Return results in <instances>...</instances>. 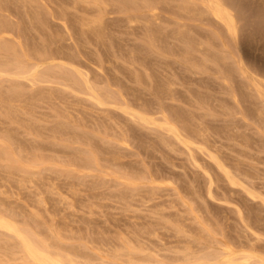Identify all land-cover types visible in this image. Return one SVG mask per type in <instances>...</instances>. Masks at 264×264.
Listing matches in <instances>:
<instances>
[{"label":"bare ground","instance_id":"6f19581e","mask_svg":"<svg viewBox=\"0 0 264 264\" xmlns=\"http://www.w3.org/2000/svg\"><path fill=\"white\" fill-rule=\"evenodd\" d=\"M42 1L0 0V264H264V249L258 247L262 233L250 225L251 216L246 211L249 217L244 215L242 205L233 206L238 216L235 220L241 225H236L238 231L232 236V229L203 213L198 201L203 195L205 199L217 198L214 189L220 177L212 166L227 184L241 190V173L248 172L239 168L242 160L236 157L242 177L236 178L226 163L233 157L229 161L224 152L225 162L220 150L219 154L211 150L213 127L216 130L222 125L215 127L209 121L218 110L220 115L239 114L240 123L246 126L247 116H252L257 128L264 131V0H68L73 10L68 13L78 32L74 34L95 47L89 56L96 54L92 60L96 64L90 68L85 60L83 67L73 44L72 50L63 47L49 32L46 14L50 6ZM9 3L25 8L28 26L20 27L3 11L9 9ZM169 4L180 16L170 29L159 14V8ZM79 8L82 14H78ZM110 11L123 13L129 28L138 25L143 29L139 47L132 43L126 54V48L117 52L105 17ZM60 15L64 18L61 27L72 38L65 13ZM185 19L207 20L209 24L195 29ZM27 29L37 38L28 35ZM83 43L80 46L84 47ZM98 45L107 49L106 59ZM252 50L260 53L254 55ZM250 51L253 62L246 59ZM149 56L159 60L160 56L175 57L195 74L216 71L223 85L220 89L229 95V101L215 97L216 104L201 97L191 107L183 102L188 107L184 108L178 103L181 97L175 95L178 82L174 72L171 76L159 70ZM110 59L113 63L108 61L109 65L121 62L125 67L120 63V68L129 70L126 74L136 87L154 91L159 97L157 104L140 100L135 89L130 92L129 85L125 86L121 76L122 81L119 79L122 73L107 77L104 63ZM200 92L202 96L204 92ZM228 117L224 118L229 121ZM237 123L230 127L232 134L247 147L253 139L240 132ZM133 126L153 134L167 151L185 153L187 163L203 173L205 193L194 188L199 183H193L187 196L168 174L151 170L144 159H125L126 152L134 154L133 145L142 136L136 135L138 128L134 131ZM233 141L231 153L236 145L241 151L242 141ZM246 153L251 154L250 150ZM246 153L241 157L244 160ZM238 154L234 155L240 157ZM247 175L251 177L249 172ZM12 187L18 191H10ZM8 190L14 192L13 199ZM21 190L27 192L25 200ZM252 190L245 192L264 204V195ZM106 207L116 211H106ZM93 214L106 218L99 220Z\"/></svg>","mask_w":264,"mask_h":264},{"label":"rangeland","instance_id":"374dc122","mask_svg":"<svg viewBox=\"0 0 264 264\" xmlns=\"http://www.w3.org/2000/svg\"><path fill=\"white\" fill-rule=\"evenodd\" d=\"M42 1V0H41ZM42 2H44L46 5H47V7H48V5L50 6V7H48V11L49 12H47V14H46V17H48L47 18V20H48V22H49V32L58 40V42H59V44H61L62 43V45H63V47H66V48H69L70 49V46L72 45L73 47H71V48H73V51L76 53V55H77V58L80 60V62H82V64L85 62L86 64H88L87 65V67L88 68H90V65H92V67H94L95 66V62H93V61H95V56H96V54H94L93 55V57L91 58L90 56H91V54H93V52H92V50H94L95 49V47L93 48V43H89V46H88V43L86 44V42H84L83 40H79V39H81L80 37H78V36H76V35H78V32H75V31H77V29H76V27H75V25H74V23H73V20H72V17H71V15L72 14H69L68 12L70 11V12H73V10L71 9L72 8V6H71V4H69V2H68V0L67 1H65V0H48V2H47V0H43ZM50 3V4H49ZM60 4V5H59ZM65 4V5H64ZM62 5V6H61ZM66 6V7H65ZM67 6H69V7H67ZM171 6L173 7V9L175 8L174 6H173V4L171 5V4H169L168 6L167 5H164V6H162V7H164V8H159V14L161 15V16H163V17H165L166 19L168 18V20H166V19H164L163 17V19H161L162 21H163V24L165 25V23H166V25H168L167 27H168V29H170L171 27H173V25H175L174 24V20H176V17H177V19H179L180 18V16L178 17L177 15H179L178 13H177V15H176V12H177V10H176V8H175V10H174V12H173V9L171 8ZM63 7H65V8H63ZM8 10H3L5 13H7L11 18H12V20L16 23L17 22V25L19 24V26L20 27H23V26H28V17H27V15L25 14L26 13V11H24V7H22L21 6V4H19V3H9V5H8ZM69 10H68V9ZM62 9V10H61ZM80 9V8H79ZM79 9H77V11L79 10ZM170 9H172L171 11H169ZM21 10V11H20ZM23 10V11H22ZM64 10V11H63ZM66 10V11H65ZM68 10V11H67ZM61 11L62 12H64L65 13V20H66V22H67V24H69L68 26H69V28H70V31L72 32V38H69V37H67L68 35L65 33V30L63 29V27H61V23H62V19L64 20V18H62V15H60V13H61ZM164 11H166V12H164ZM172 12H173V14H172ZM83 13V10L82 9H80V11H78V14H82ZM51 14H53V16L51 15ZM172 14V15H171ZM175 14V15H174ZM48 15V16H47ZM25 17V18H24ZM70 17H71V19H70ZM106 20L108 21H106L109 25L108 26H110L109 27V29H110V31H112L111 33L113 34L112 35V37H113V42H114V46H115V48L116 49H118V51L117 52H119V50L120 51H122V49L124 50L125 48V50H126V52H125V50H124V52H123V54L125 53H127L128 52V50H130L134 45V47H139L140 46V43H141V41L139 40V38L141 39L142 37H143V29L141 28V27H139L138 25L137 26H134L133 28H129V24L126 22V20L123 18V13H121V12H118V11H110V12H108L107 14H106ZM175 17V18H174ZM170 18V19H169ZM166 20V22H164ZM185 20H187V21H189L190 23H192L193 25H194V27H195V29H199V27L200 28H207L208 27V21L207 20H203L202 22H195V21H193V20H188V19H185ZM24 21H25V23H26V25H25V23H24ZM168 21V22H167ZM169 21H170V23H169ZM174 21V22H173ZM204 22V23H203ZM167 23H169V24H167ZM207 23V24H206ZM60 24V25H59ZM115 25V26H114ZM127 25H128V27H127ZM202 26V27H201ZM135 27H137L136 29H135ZM126 28V29H125ZM141 28V29H140ZM51 29V30H50ZM133 29V30H132ZM119 30V31H118ZM122 30V31H121ZM130 30V31H129ZM134 30L136 31V32H134ZM26 31H28V35H30L31 33V35H34L36 38H37V34L36 33H34L33 32V30H26ZM30 31V32H29ZM124 31V32H123ZM137 31H139L138 33H139V35H138V33H137ZM55 32H56V34H55ZM66 34H64V33ZM117 32H118V36L119 37H122V39L121 38H118V36H117ZM127 32V33H126ZM132 32H133V34H132ZM141 32H142V34H141ZM74 33H76V35L74 34ZM137 35V37H135V34ZM60 34V35H59ZM57 35V36H56ZM142 35V36H141ZM61 36V37H60ZM65 36V37H64ZM75 36H76V38H75ZM141 36V37H140ZM68 39H67V38ZM64 40H63V39ZM118 38V39H117ZM123 39H125V40H123ZM75 40V41H74ZM80 42V44H79V42ZM120 42H119V41ZM135 40V41H134ZM140 41V42H138V41ZM73 41V42H72ZM78 42V43H75V42ZM117 41H118V43H117ZM124 41L126 42V43H124ZM58 42H57V44H58ZM69 42V43H68ZM85 43V45H84V47L83 46H80L82 43ZM131 42V43H130ZM83 43V44H84ZM121 43V44H120ZM134 45H133V44ZM136 43V44H135ZM139 43V44H138ZM126 44V45H125ZM56 45V43L54 44V46ZM75 45V46H74ZM86 45H87V47H86ZM137 45V46H136ZM53 45H52V47H54ZM91 46H92V49H91ZM120 46V47H119ZM123 48H122V47ZM76 47H78L79 49H82L81 50V52H80V50L78 49V48H76ZM87 49H86V48ZM65 48V49H66ZM75 48V49H74ZM97 48H98V51H100V53L103 55V57H105V59H106V56L108 55V51H107V49H105V47L103 46H100V45H98L97 46ZM128 48V49H127ZM90 50V53L88 52L89 50ZM70 50H72V49H70ZM86 50H88V51H86ZM83 51H85V52H87V53H89V54H87V53H85V52H83ZM95 51V50H94ZM105 51V52H104ZM253 51V50H252ZM104 52V53H103ZM260 53V51L258 50V51H255V53H254V51H253V53L252 54H254V55H257V53ZM95 53V52H94ZM105 54V55H104ZM251 54V51H250V53L249 54H247L246 55V59L248 60V62H253L252 61V57L251 56H253L252 54ZM90 55V56H89ZM89 56V57H88ZM83 58H85V59H83ZM149 58H152V62H154L155 61V63L157 64L156 65V67L159 69V70H164V72H169L168 74L169 75H171L172 74V72H174L173 73V77L174 78H176L177 79V82H178V86H177V88H176V92H178V93H176L175 92V95H176V97H177V99H179V97L178 96H180L181 97V99H179V100H181L182 102L180 103V102H178L180 105L181 104H183V105H181V106H183L184 108H186L187 107V105L189 104L190 106H188V107H191L192 106V104L191 103H194L195 101H197L198 99H200L201 97L202 98H205V97H209V99H211V100H213V101H215L214 99H215V97L217 98V100H219V101H223V99H224V101L226 100V102H228L229 101V95L227 94H225L226 92H224L223 90H221V89H223L222 87H223V85L222 84H220L219 82H221V80H220V78L217 76L218 75V73L215 71V72H212V71H214V70H210V71H206V72H199V73H192V72H190V71H188L187 69H186V67H185V65L183 64V63H181V62H179L178 60H176L175 59V57H172V56H160V60L156 57V58H154L153 56H149ZM165 58H166V60H170L171 59V61H169V62H167L166 60H165ZM94 59V60H93ZM85 60V61H84ZM93 60V61H92ZM84 61V62H83ZM111 62V63H113V61H112V59H110V60H107V61H105V63H104V71H105V73H107L106 75H107V77L109 76V78L111 77V78H113V77H115V75L116 76H118L119 75V73H122V74H120L119 75V79H120V81H124V82H126L125 84V86L127 87L128 85H129V87H130V92H132V90H134V92L135 91H137V92H135L137 95L136 96H140V100H145V101H147V103L149 104V105H153V106H155L157 103H155V102H157L158 100H159V97L157 96V94L154 92V91H150V89H147L146 87H144V86H139V88L138 87H136V84L131 80V77H130V75L128 74L129 73V70H127V68H125L126 69V71L125 70H123V69H121V68H124L125 66H123V64L121 63H116L115 64V62L116 61H114V64L116 65V66H118V68L120 69V70H122V71H120V70H118V68L114 65V64H110L109 65V63H107V62ZM120 61V60H119ZM165 61V62H164ZM83 64V67L84 66H86V64ZM174 63V64H173ZM177 63L179 64V65H177ZM121 65V68H120V65ZM166 64H168V65H166ZM113 65H114V68H113ZM166 66V67H164V66ZM163 66V67H162ZM179 66V67H178ZM184 68H183V67ZM162 67V68H161ZM182 67V68H181ZM179 68H181V70L179 69ZM169 69H171L172 71H170ZM184 73H183V72ZM126 72H128L127 74H126ZM178 74V75H175V74ZM207 73V74H206ZM175 75V76H174ZM210 75V76H209ZM120 76H121V78H122V80H121V78H120ZM124 76H126V77H124ZM172 76V75H171ZM129 77V78H128ZM125 78H127L128 80H126L125 81ZM216 78V79H215ZM179 80V81H178ZM217 80H219V81H217ZM238 80V79H237ZM128 82V83H127ZM123 83V82H122ZM219 83V84H218ZM124 84V83H123ZM128 84V85H127ZM134 84V85H133ZM181 85V86H180ZM138 86V85H137ZM175 87H176V85H175ZM218 87V88H217ZM133 88V89H132ZM186 88V89H185ZM197 88V89H196ZM221 88V89H220ZM138 89V90H137ZM142 91H140V90ZM199 89H200V91H202V94H203V92H204V94L201 96V92L199 91ZM218 89H220L221 91H223L224 93H219V91L220 90H218ZM182 90V91H181ZM186 90V91H185ZM139 91V92H138ZM220 91V92H221ZM182 94H181V93ZM133 93V92H132ZM135 93H134V95H135ZM145 93V94H144ZM148 93V94H147ZM189 93V94H188ZM199 93H200V95H199ZM212 94V96H211V98H210V95L209 94ZM179 94V95H178ZM183 94L186 96H184L183 97ZM195 95H197V96H195ZM205 95V96H204ZM213 95H214V97H213ZM151 96V97H150ZM192 96V100H191V97ZM222 96V97H221ZM225 96H227V97H225ZM144 99H143V98ZM219 97L220 98H222L221 100L219 99ZM156 98V99H155ZM190 99L189 101H185V99ZM156 101H155V100ZM193 99H194V101H193ZM227 99H228V101H227ZM152 101V103L150 102V101ZM178 100V101H179ZM191 101V102H190ZM221 101V102H222ZM183 102H187L186 104L187 105H185V103H183ZM216 102V104L217 103H219L218 101H215ZM151 103V104H150ZM155 103V104H154ZM214 103V102H213ZM185 105V106H184ZM187 107V108H188ZM194 109V108H193ZM195 111H196V109H194ZM219 112H217V114H216V116L215 117H213L212 119H210L211 121H209V123H211V124H213L214 123V125L213 126H218V125H222V126H220V128H221V131L219 130L220 128L219 127H217V129L215 130V128L213 127V131L215 132V136H217V137H215L214 136V138L212 137L214 134H213V132H212V129H211V132H212V135H211V137L213 138V140L211 139V137H210V139H211V141H212V143H214L213 144V146H215V149H214V147L212 146V148H211V150H214V152L213 153H218V150H220L219 152H220V155H222V154H224V155H222V157H223V159L225 160V162L227 161V158H228V160L230 161V158H231V160H232V157H233V160L232 161H230V163L227 161L226 163H228V167H229V169L231 170V173H232V175L233 176H236V178H238L239 179V177L240 178H242L241 176H244L243 177V179H240L241 181H242V187L241 188H243V190H241L240 188H239V186H234V185H229V184H227V182L225 181V177L223 176V175H221V174H219V172L215 169L214 170V167L212 166L210 169L214 172V173H217L216 175H218V177H220L219 178V182L217 181V187H215V189H214V192H215V197H217V198H207L206 197V199L204 198L205 197V195H203V197H202V200L201 199H198V201L199 202H201V203H199L202 207H201V211L203 212V213H207V214H210V215H212L213 217H215L219 222H224V223H226L227 224V227L229 226L231 229H232V233H231V235L232 236H234L236 233H234L235 231H238V228H240V226L239 225H241L240 224V222L239 221H236L235 219H237L238 220V216H236L237 215V213H235V207H233L234 206V204L236 205V206H238V204H240V205H242L241 206V209H242V207H243V209L242 210H244L243 211V213H244V215H245V211L247 212L246 213V215L248 214L249 216H251L249 219H251V220H249L248 219V222L249 221H251V222H249L250 223V225L253 227V229H255V230H257V228H258V233H262V234H260V236L261 237H264V204L260 201V200H258V199H251L249 196H248V194L245 192L246 190H251V189H253L252 191H254L255 190V192L257 191L258 193L260 192L262 195H264V148L262 147L263 145H264V131H262V129H261V127L260 128H257V121H255L256 119L254 118V117H252V116H247V125L248 126H246V125H244L245 123H243L242 122V124L240 123V116H239V114L236 116V114H223L222 115V113H221V115H220V110H218ZM219 114V115H218ZM221 116V117H220ZM228 116H231L232 118H234L233 120H232V122H231V117H228ZM239 116V117H238ZM219 119H218V118ZM224 117H228L229 118V121H227ZM238 118V120H239V123L241 124H239V123H237L238 121H237V119L236 118ZM254 118V119H253ZM236 120V122L234 123V121ZM241 121H242V119H241ZM244 122H245V120H243ZM221 122H222V124H221ZM256 122V123H255ZM226 123V124H225ZM236 124L237 123V126H238V124H239V127H242V128H239L238 127V129H240L239 131L240 132H243V133H245L246 135H247V137H251L253 140H250L249 142H248V148L250 147V142H251V147H250V149H247V147H245V146H243L244 144H243V140H240V137H239V142H241L242 141V146H240L242 149H241V151L238 149V147H237V145H236V147H235V149L236 150H238L239 151V153L240 152H243L244 150V152L243 153H240V154H238V155H240V157H238V156H235V155H237L235 152H238V151H235V149H234V153L232 152L231 153V151H232V149H231V147H234V146H232V145H230L231 143V139H233V140H235V141H233L232 142V144H235V143H237L238 142V140H236V137H234V135L232 134L233 132H234V129L231 131V129H230V127H232V125L233 124ZM217 124V125H216ZM223 124H225V126H223ZM210 126H212V125H210ZM253 127L254 129V134H253V130H251L250 129V127ZM224 127H228L229 129L227 130V131H231V132H229L230 133V135H229V133H227V135H228V137H227V139H226V128L224 129ZM138 127H134L133 126V129H134V131H135V129H137ZM212 128V127H211ZM219 128V129H218ZM242 129H245V130H247V131H245V130H242ZM248 129H250V130H248ZM217 130H219V132L217 131ZM225 131V132H224ZM260 131V132H259ZM145 132V133H144ZM221 132L223 133V134H221ZM250 132V133H249ZM135 133H136V135H139V136H141V134H142V136H141V140L139 141V143L138 144H140V145H142L143 143V147L142 146H140V145H138L137 143H134V145H133V150L132 151H134V154H130L129 152H128V154H127V152H126V155L127 156H125V159H131V160H143V162L144 163H146V165L151 169V170H153V171H156V172H159V173H164L165 175L166 174H168V176L169 177H171V179L172 180H174V181H176L177 183H178V185H180L179 187H180V191H182V193L183 194H185V195H189V190H190V188L192 189V185H193V183H194V186L196 185V184H198L199 185V187H194L195 189L196 188H198L197 190H200L201 191V193H205L204 191H205V186H204V184H203V182H204V180L203 179H201L202 177H203V173H202V175H201V173L199 172L200 170L199 169H197V168H193V165L191 166V164H190V162L189 163H187L188 161H189V159L187 158H185V157H187L186 155H185V153H179L178 151L176 152V151H167L168 149H167V147L166 148H164V146H162V145H160V143L156 140L157 138L155 137V136H153V134H149V133H147V131L146 130H144V129H137V131H135ZM141 133V134H140ZM249 133V134H248ZM260 133V134H259ZM145 134V135H144ZM226 136H225V135ZM233 136H232V135ZM218 135L219 136H223L222 138H220V137H218ZM252 135H254L253 137H252ZM259 135V137H262V139H263V141H262V139L261 138H259V137H256V136H258ZM229 136H232V138L230 139L229 138ZM146 137V138H145ZM146 140H145V139ZM215 138H217V139H215ZM220 138V139H219ZM248 138V139H249ZM250 138V139H251ZM224 141H222V140ZM226 139V140H225ZM238 139V138H237ZM259 139V140H258ZM149 141V143H150V145H148L149 143H148V141L147 142H145V141ZM217 140V141H216ZM219 140V141H218ZM255 140V141H254ZM135 142H136V140H134ZM141 141L143 142V143H141ZM152 141H154L155 142V144H153V143H151ZM216 141V142H215ZM228 143H227V142ZM237 141V142H236ZM258 141V142H257ZM221 142H223L222 144L223 145H221L220 143ZM238 142V143H239ZM255 142V143H254ZM148 143V144H147ZM224 143L225 144H227V145H224ZM237 143V144H238ZM262 143H263V145H262ZM217 144V145H216ZM259 144H260V146H259ZM153 145H155L154 147H153ZM220 147H219V146ZM229 145V147H227ZM240 145V144H239ZM256 145V146H255ZM145 146H146V148H145ZM150 146H152V148L150 147ZM217 146V147H216ZM222 146V147H221ZM258 146V147H257ZM140 147H142V148H140ZM163 147V148H162ZM225 147V148H224ZM143 148L144 149H146L145 151H146V153L148 154L147 156H145V151L143 150ZM221 148H223L222 150H221ZM150 149V150H149ZM164 149H166V150H164ZM218 149V150H217ZM244 149V150H243ZM247 149V150H246ZM140 150H141V152H140ZM153 150V151H152ZM225 150V151H224ZM249 150H250V155H248V153H246V151L247 152H249ZM261 150H263V151H261ZM137 151H139V152H137ZM151 151V152H150ZM160 151V152H159ZM217 151V152H216ZM153 152V153H152ZM172 152V153H171ZM224 152H226V154H229L228 155V157L226 158L225 156V153ZM140 153V154H139ZM171 153V154H170ZM179 153V154H178ZM222 153V154H221ZM244 153H246L247 155H248V157H246L247 155H245V159L247 158L248 160H250L251 162H248V163H252L251 165L250 164H246L247 162H246V160H244V157H243V159L241 158L242 156H244ZM136 154V155H135ZM143 154V155H142ZM162 154V155H161ZM167 154V155H166ZM182 154V155H181ZM219 154V153H218ZM230 154L231 155H234V156H230ZM241 154H243V155H241ZM130 155V156H129ZM139 155V156H138ZM253 156V159H252V156ZM129 156V157H128ZM170 156V157H169ZM185 156V157H184ZM230 156V157H229ZM249 156L251 157V158H249ZM143 157V158H142ZM144 157H146V158H144ZM149 157V158H148ZM236 157H237V159H239L240 161L242 160V162H240V161H238V162H240V163H242V164H239L238 166H239V168L241 167H244V168H242V170H244V169H246L244 172H246V171H248L249 173H250V175H251V177L249 178L248 177V172H246V173H243L244 175H242V173H241V176H240V173L238 174V172H241V171H238L239 170V168H237V165H236ZM257 159H255V158ZM148 158V159H147ZM169 158V159H168ZM235 158V159H234ZM261 158V159H260ZM200 159H202V158H200ZM199 159V160H200ZM254 161H252V160ZM188 160V161H187ZM203 160V159H202ZM201 161V160H200ZM204 161V160H203ZM245 161V162H244ZM257 161V162H256ZM173 162V163H172ZM236 162V163H235ZM244 162V163H243ZM151 164V165H150ZM233 164H235V165H233ZM241 165V166H240ZM232 166H233V168H232ZM248 166V167H247ZM208 167V166H207ZM235 168H236V170H235ZM258 168V169H257ZM160 170V171H159ZM198 170V171H197ZM216 171V172H215ZM238 171V172H237ZM199 172V173H198ZM243 172V171H242ZM255 172V173H254ZM252 173H253V175H252ZM199 175H201V176H199ZM237 175L239 176V177H237ZM247 176V178H246V176ZM197 176H199V177H197ZM196 177V178H195ZM221 177H222V179H221ZM196 179V181H194L195 179ZM204 178V177H203ZM194 179V180H193ZM199 179H201V180H199ZM244 179H246L245 180V186L243 185V182H244ZM198 180V181H197ZM224 180V181H223ZM192 181V182H191ZM200 181V182H199ZM203 181V182H202ZM176 182H174V183H176ZM176 183V184H177ZM188 184H190V185H188ZM219 184V185H218ZM201 185H202V187H201ZM190 186V187H189ZM185 187H187L186 189H185ZM3 188H6V187H3ZM7 188H8V186H7ZM15 188V187H14ZM13 187L12 188H10V191H11V189H14ZM9 189V188H8ZM15 190H16V192L18 191V189L16 188V189H14V190H12V191H14L15 192ZM25 190H21V198H23V200H25V197L27 196V192H24ZM203 191V192H202ZM14 192H11L12 193V195H13V193ZM188 192V193H187ZM9 193V195H10V198H14L15 196L13 195V197H12V195H11V193L9 192V190H8V192H7V194ZM25 196V197H24ZM205 199V203H207V204H204V199ZM229 202H231V203H229ZM237 203V204H236ZM240 205H239V207H240ZM246 207H245V206ZM204 206V207H203ZM209 208H208V207ZM208 209H207V208ZM204 208V209H203ZM246 208H247V210H246ZM106 209V211H108L109 210V212H112V211H116V210H112L111 208H105ZM104 209V210H105ZM207 210H210L209 212L207 211ZM257 213V214H256ZM227 216H226V215ZM98 215H100V214H98ZM98 215H96V214H93V217H97L99 220H104L106 217L104 216V217H101V215L100 216H98ZM220 217H219V216ZM245 215V216H246ZM218 216V217H217ZM235 216H236V218H235ZM248 216V217H249ZM252 216H254V217H252ZM227 218V220H225L226 218ZM247 217V216H246ZM245 217V218H246ZM247 217V218H248ZM256 217V221L253 219V218H255ZM108 218H109V216H108ZM247 218H246V220H247ZM96 221H98L97 219H95ZM227 221V222H226ZM99 223H100V221H98ZM254 222H255V224H254ZM236 223V224H235ZM236 225H238V226H236ZM235 228H233V227ZM256 226H258V227H256ZM238 227V228H237ZM256 227V228H255ZM230 228H228L229 229V231H230ZM262 228V229H261ZM259 229H260V231H259ZM111 234V233H110ZM260 237V240L258 241V242H260L259 244H258V247L259 248H261V249H264V238H261ZM261 239H263V241L261 240ZM262 245V246H261ZM261 246V247H260ZM263 247V248H262Z\"/></svg>","mask_w":264,"mask_h":264}]
</instances>
